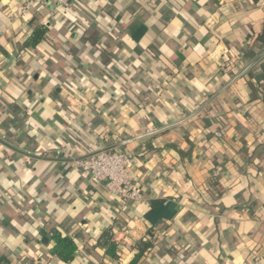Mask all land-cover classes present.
<instances>
[{"label":"crops","instance_id":"obj_1","mask_svg":"<svg viewBox=\"0 0 264 264\" xmlns=\"http://www.w3.org/2000/svg\"><path fill=\"white\" fill-rule=\"evenodd\" d=\"M28 1L0 0V250L46 264L40 221H68L93 250L116 219L120 260L83 247L73 264H128L152 228L160 240L141 264L264 262V0L46 1L24 12ZM39 26L45 40L26 47ZM66 145L130 152L143 201L100 200L101 183L59 156Z\"/></svg>","mask_w":264,"mask_h":264},{"label":"trees","instance_id":"obj_2","mask_svg":"<svg viewBox=\"0 0 264 264\" xmlns=\"http://www.w3.org/2000/svg\"><path fill=\"white\" fill-rule=\"evenodd\" d=\"M178 2V0H175ZM176 2V3H177ZM181 5H177V7H174V9H171V11H178L181 12L183 9ZM168 8H163L161 13L164 14L163 18L167 19L166 13H168ZM49 33V28L45 26H39L35 27L34 31L32 33V36L26 41L25 46L29 48H37L46 38L47 34ZM96 46L99 50V52L105 56V58H108V56L105 54L106 47L98 42H96ZM57 92H54V96L57 97ZM9 109H11L9 107ZM15 121H10V124L13 128V131L10 132L8 135L9 138H14L15 134H17L18 131H20V115L15 114ZM68 138L72 142L78 143L80 146H83L84 148L87 144L84 143L82 136L78 133H75L73 131L68 132ZM68 146L70 145V141L66 142ZM67 146V145H66ZM67 146V147H68ZM70 147V146H69ZM91 151H88L87 153H90ZM15 160V159H14ZM13 160V161H14ZM6 189L0 185V200L3 199L5 195ZM107 189L105 184L101 183L98 186V196H100V200H104V197L106 195ZM163 201L158 200L152 202L149 213L155 212L160 206H162ZM120 219H119V225L126 226L128 222L129 215L123 210L121 211ZM24 221L26 223H29L33 225L35 222H31V219L24 216ZM64 220L63 222H57L54 221H47V222H39L36 227H34L36 231V236L40 238V243L42 246H44L47 249V253L44 257L45 263L49 264V262L53 258H57L60 260L63 264H73L80 256V252L84 246H87V242L84 238L81 237V235L78 232H72L67 230L66 226L69 224L68 221ZM117 224V220L115 219L114 222L112 221L111 224L103 231L101 236L96 240L97 248L96 249H89L84 247V250L88 253L89 257L99 256V257H107L112 260H120V251L122 250V245L114 242V230L115 225ZM167 225H165L163 228H166ZM160 230L161 229H155L152 228L148 230L146 235L140 240V242L134 247V254L131 259V261L128 264H141L144 260L146 254L156 248L159 240H160ZM21 235L24 237V242L28 243L33 239L31 236L24 235V233H21ZM82 242V247L80 246V243ZM16 258L15 253H12L10 251H4L0 250V264H14V260ZM41 260V259H40Z\"/></svg>","mask_w":264,"mask_h":264},{"label":"built area","instance_id":"obj_3","mask_svg":"<svg viewBox=\"0 0 264 264\" xmlns=\"http://www.w3.org/2000/svg\"><path fill=\"white\" fill-rule=\"evenodd\" d=\"M46 1L67 8L72 0H29L24 7V12L36 9ZM216 135L218 138L222 137V133ZM58 154L71 168L88 174L93 180L105 184L111 196L125 203L143 201L144 194L132 178L131 168L134 157L130 152L114 147L96 149L79 155L68 147H62L58 150ZM218 175L217 171L215 176ZM254 264H264V262L259 257H255Z\"/></svg>","mask_w":264,"mask_h":264}]
</instances>
